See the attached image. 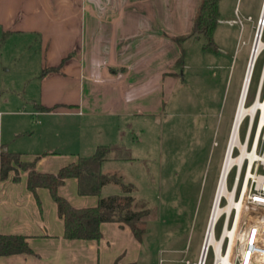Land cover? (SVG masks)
<instances>
[{
  "label": "crops",
  "instance_id": "0c3cea01",
  "mask_svg": "<svg viewBox=\"0 0 264 264\" xmlns=\"http://www.w3.org/2000/svg\"><path fill=\"white\" fill-rule=\"evenodd\" d=\"M200 1L0 0V33L35 34L32 43L39 45L36 67L29 76L23 74V88L9 84L8 93L0 96V145L20 153L23 161L37 159L36 169L47 173H56L107 145L110 152L102 172L126 181L120 166L145 163L153 157L159 143L156 129L173 117L197 113L195 106L194 112L188 109L180 88V71L188 66L183 61L184 44L196 36L182 42L177 38L191 33ZM236 11L241 15L238 3L234 16L220 21L234 24L230 21ZM251 17L249 39L241 42L250 49L257 21ZM28 45L27 41L13 42L14 61L26 54ZM7 63L0 59V65ZM45 68L56 70L42 76ZM175 105L181 106L180 115H175ZM235 107L227 116L224 151ZM214 111L208 108L203 115L215 120ZM55 119L64 123L65 137L55 128ZM95 119H99L96 125ZM215 141L213 145H220ZM123 150H130V156ZM15 175L14 170L7 178L0 174V234L26 236L33 252L0 255V264L141 262L143 238L138 239L129 225L103 222L98 240L66 238L64 220L50 190L40 187L35 194L27 186L28 171L19 170L18 179ZM113 185L121 187L108 183L100 196L137 200L119 196ZM59 192L79 208L96 206L99 201L98 195L79 194L75 177L67 178Z\"/></svg>",
  "mask_w": 264,
  "mask_h": 264
},
{
  "label": "rangeland",
  "instance_id": "374dc122",
  "mask_svg": "<svg viewBox=\"0 0 264 264\" xmlns=\"http://www.w3.org/2000/svg\"><path fill=\"white\" fill-rule=\"evenodd\" d=\"M262 2L221 0V19L233 17L238 3L245 23L241 29L237 24L219 21L215 31L218 53L204 52L202 37H193L184 44L186 55L183 61L188 66L181 67L180 88L186 94L188 109L195 110V106L197 113L188 117H173L156 129L159 143L154 146V154L149 161L139 164L137 161L133 164L128 162L120 166L126 176L124 182L133 183V189L116 185L111 188L119 192V196L130 195L143 201L150 210L145 218L144 252L139 264H200L224 152L223 136L229 127L227 116L237 104L250 49L249 45L241 42L249 39L251 21L247 17L251 15L257 20ZM256 30V26L252 27V37ZM36 38L31 33L22 37L0 33V59L12 64L0 65V96L8 93L9 84L23 88L26 82L22 78L23 74H30L37 64L39 45L32 43ZM16 40L27 41L29 45L26 54L19 55L14 61L12 53L16 51L13 42ZM237 42L240 43L236 53ZM21 50L24 51V48ZM263 60L264 54L254 69L248 103L254 98ZM28 83L29 87L32 83L30 79ZM30 89L29 92L32 91ZM175 106L178 109L175 115H180L181 106ZM208 108L215 110L217 119L212 120L203 115ZM98 122L99 119L93 120L94 125ZM246 124L247 121L242 135ZM54 125L65 137L62 134V120L55 121ZM92 134H95V129ZM214 140L220 145H213ZM123 151L125 156H130V150ZM234 175L235 170L229 177V187L232 186ZM221 226L222 221L216 228V237L220 234ZM213 252L210 248L206 264L214 263Z\"/></svg>",
  "mask_w": 264,
  "mask_h": 264
},
{
  "label": "built area",
  "instance_id": "2783aa9c",
  "mask_svg": "<svg viewBox=\"0 0 264 264\" xmlns=\"http://www.w3.org/2000/svg\"><path fill=\"white\" fill-rule=\"evenodd\" d=\"M263 9L264 0L254 25L257 30L252 37L253 43H251L209 214L210 222L215 207L221 209L215 232L219 222L222 221L218 237L219 239L223 237V243L219 257L211 247L214 251L213 264H264V60L254 98L248 103L254 69L260 56L264 54ZM247 20L252 21V17H247ZM230 22L238 24L241 29L245 23L237 11L235 19ZM260 27L262 31L259 33ZM257 39L261 43L258 50L255 47ZM254 51L256 58L246 86ZM217 143L215 141V144ZM233 170L235 175L232 186L229 187L228 180ZM228 228L237 229L235 237L236 242H239L237 247L236 244L233 246V235L225 234ZM203 264H206V260Z\"/></svg>",
  "mask_w": 264,
  "mask_h": 264
},
{
  "label": "trees",
  "instance_id": "16d2710c",
  "mask_svg": "<svg viewBox=\"0 0 264 264\" xmlns=\"http://www.w3.org/2000/svg\"><path fill=\"white\" fill-rule=\"evenodd\" d=\"M221 0H201L194 18L191 33L177 38L178 42L196 36L203 38V51L218 53L215 31L221 19ZM184 55V50H182ZM181 61V59H180ZM56 68H45L42 76ZM43 109H49L42 106ZM110 147L100 145L89 156H81L76 162L62 167L56 173L39 172L36 169L37 159L23 161L20 153L6 150L0 145V174L7 178L11 171H16L15 179L19 178V170L28 171L27 186L37 194V189L46 187L58 207V213L64 220V236L69 239H100L103 222H120L131 227L135 236L142 240L146 233L145 218L150 210L141 200L119 201L112 196H100L102 188L111 182L120 184L124 189H133V184L122 181L117 175L102 172V164L106 160ZM78 180V192L81 195H98L99 201L93 207H75L59 192L60 186L67 178ZM27 237L20 234H0V255L15 253H32ZM115 264H118L117 262Z\"/></svg>",
  "mask_w": 264,
  "mask_h": 264
},
{
  "label": "bare ground",
  "instance_id": "6f19581e",
  "mask_svg": "<svg viewBox=\"0 0 264 264\" xmlns=\"http://www.w3.org/2000/svg\"><path fill=\"white\" fill-rule=\"evenodd\" d=\"M263 19H264V9L262 10V20ZM261 31H262V27L259 28V33ZM260 44L261 43H259L258 39H257L256 46H255L257 48V50H258ZM255 58H256V52L254 51V53L252 55V58H251V61H250V68H249V72H248L247 79H246V86H247L248 81H249V77H250V74H251V69H252V67L254 65ZM228 208H226V209L228 210ZM220 212H221V209L218 208V207H215V209L213 211V214L211 216L210 222H209V218H208L207 234H206V238H205V241H204L205 246L203 247V251H202V255H201V264H203L204 260L207 261L209 249L211 247L214 248V250L216 251L218 257L220 255L221 245L223 243V237H222V239H219V237H216V235H215V226H216V222H217V219L219 217ZM226 233H230L231 235H233V240H234L233 241V246H235V244H236V247H237V245L239 244V242H236V240H235L237 229L234 228L233 230H230V228H228V230L225 231V234ZM240 241H241V239H240Z\"/></svg>",
  "mask_w": 264,
  "mask_h": 264
},
{
  "label": "water",
  "instance_id": "95a60500",
  "mask_svg": "<svg viewBox=\"0 0 264 264\" xmlns=\"http://www.w3.org/2000/svg\"><path fill=\"white\" fill-rule=\"evenodd\" d=\"M204 246H205V243H204ZM204 246H203V247H204Z\"/></svg>",
  "mask_w": 264,
  "mask_h": 264
}]
</instances>
